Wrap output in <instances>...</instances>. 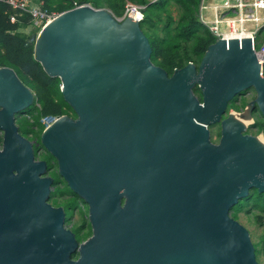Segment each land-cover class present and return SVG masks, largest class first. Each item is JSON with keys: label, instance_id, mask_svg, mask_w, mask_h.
<instances>
[{"label": "water", "instance_id": "obj_1", "mask_svg": "<svg viewBox=\"0 0 264 264\" xmlns=\"http://www.w3.org/2000/svg\"><path fill=\"white\" fill-rule=\"evenodd\" d=\"M140 22L86 3L31 33L34 58L75 114L56 116L39 144L87 205L82 241L50 201L51 167L16 124L34 92L0 67V264H260L230 213L251 188L264 192L263 134L247 131L264 117L253 37L219 38L169 75ZM248 89L254 99L228 112Z\"/></svg>", "mask_w": 264, "mask_h": 264}, {"label": "trees", "instance_id": "obj_2", "mask_svg": "<svg viewBox=\"0 0 264 264\" xmlns=\"http://www.w3.org/2000/svg\"><path fill=\"white\" fill-rule=\"evenodd\" d=\"M126 1L144 6L140 26L151 44V59L169 75L175 68H181L188 62L198 64L207 46L217 40L198 20L200 0H46L44 9L47 12L60 13L74 6L88 3L96 8L105 7L116 17H121ZM172 9L176 10V16L173 15ZM10 15H14L15 20L12 21ZM28 24H32L28 14H19V10L11 9L0 0V66L13 68L23 83L34 92L33 104L17 114L16 124L21 134L35 140L34 151L38 156V150L42 148L39 144L40 135L44 129L40 122L41 118L63 114L75 117V114L63 99L60 79L50 76L41 63L34 58V39L31 38V34L22 31ZM263 41L264 28L259 31L255 46L258 47ZM193 90L201 99L199 88L195 87ZM236 99L237 97L229 103L227 111L230 109L241 111L245 108L247 100L242 98L237 104ZM216 125L218 126L215 129L214 125L209 127L211 138L220 136L219 124ZM249 130V133H261L264 136V117L254 118ZM41 158L47 161L52 169L50 174L56 179L52 195L63 197L60 202L52 200V204L68 208L69 202L77 198L76 195L58 175H55L54 158L49 153H43ZM64 186L69 193H65ZM78 211L80 220L71 228L77 233V238L82 241L90 236L91 228L83 206ZM240 212L251 214L254 223L262 228L257 239L253 241L258 258L261 253H264V192L260 193L256 188H251L248 196L232 207L231 216L237 219ZM71 218L72 216L68 214L66 224L71 222Z\"/></svg>", "mask_w": 264, "mask_h": 264}, {"label": "built area", "instance_id": "obj_3", "mask_svg": "<svg viewBox=\"0 0 264 264\" xmlns=\"http://www.w3.org/2000/svg\"><path fill=\"white\" fill-rule=\"evenodd\" d=\"M19 14L30 16L35 27H42L58 13L44 9L46 0H2ZM144 6L130 1L125 2L123 15L136 20L143 19ZM198 20L210 30L216 39L253 37L255 46L259 31L264 28V0H200L197 12ZM10 19L15 20L14 15ZM260 63L261 74L264 76V41L255 46ZM1 67V66H0ZM56 117L45 116L40 122L43 128L49 126Z\"/></svg>", "mask_w": 264, "mask_h": 264}, {"label": "rangeland", "instance_id": "obj_4", "mask_svg": "<svg viewBox=\"0 0 264 264\" xmlns=\"http://www.w3.org/2000/svg\"><path fill=\"white\" fill-rule=\"evenodd\" d=\"M172 12H173V15L176 16V10L175 9H172ZM41 28L40 27H35V25L33 24H28L26 25V27H23L22 31L26 32V33H38L39 30ZM255 97V92L253 91V89H248L244 92V94L240 95L239 97H237V101L236 103L239 104L240 103V100L242 98H245L247 100V104L249 101L253 100ZM231 111H235L237 112L236 110L234 109H230L228 112H231ZM243 111V110H242ZM238 112H241V111H238ZM254 118L258 117L259 115L258 114H254L253 115ZM218 125H214V129L217 128ZM247 131L250 132L249 130V127L247 128ZM2 138V132L0 131V139ZM214 142H217L219 137H214L212 138ZM32 140V139H30ZM35 141V140H34ZM0 144H1V141H0ZM44 153V150L42 148H40L38 150V157L41 158V156L43 155ZM56 165V164H55ZM54 165V169H56V166ZM53 169V170H54ZM56 175V174H55ZM65 188V193H69V190H67V188L64 186ZM63 199V197L61 196H58V195H52L50 201L52 200H56L58 202H60L61 200ZM83 206L84 207V210L87 212V205L82 202L79 198H76L75 201L73 202H69V207L68 208H65L66 209V215H70L72 216L71 218V222L66 224L67 227H70L75 224V222H78L80 219H79V211L78 209H80V207ZM77 208V209H76ZM231 213V212H230ZM236 219V218H235ZM237 220L242 223L250 232V236L252 238L253 241H255L257 239V236L259 235L260 231H261V227L260 226H257L254 221L252 220V215L251 214H245L244 212H240L237 216ZM258 262L260 264H264V253H261L259 255V257L257 258Z\"/></svg>", "mask_w": 264, "mask_h": 264}, {"label": "bare ground", "instance_id": "obj_5", "mask_svg": "<svg viewBox=\"0 0 264 264\" xmlns=\"http://www.w3.org/2000/svg\"><path fill=\"white\" fill-rule=\"evenodd\" d=\"M241 122H242L244 125H248L250 121H249V120H241ZM257 140H258L260 143L264 144V137H263V136L259 135V136L257 137Z\"/></svg>", "mask_w": 264, "mask_h": 264}, {"label": "clouds", "instance_id": "obj_6", "mask_svg": "<svg viewBox=\"0 0 264 264\" xmlns=\"http://www.w3.org/2000/svg\"><path fill=\"white\" fill-rule=\"evenodd\" d=\"M238 112V111H237ZM263 136V135H262ZM83 209H84V207H83Z\"/></svg>", "mask_w": 264, "mask_h": 264}, {"label": "crops", "instance_id": "obj_7", "mask_svg": "<svg viewBox=\"0 0 264 264\" xmlns=\"http://www.w3.org/2000/svg\"><path fill=\"white\" fill-rule=\"evenodd\" d=\"M207 1H211V0H207Z\"/></svg>", "mask_w": 264, "mask_h": 264}, {"label": "flooded vegetation", "instance_id": "obj_8", "mask_svg": "<svg viewBox=\"0 0 264 264\" xmlns=\"http://www.w3.org/2000/svg\"><path fill=\"white\" fill-rule=\"evenodd\" d=\"M53 169H54V168H53ZM53 171H55V169H54Z\"/></svg>", "mask_w": 264, "mask_h": 264}]
</instances>
